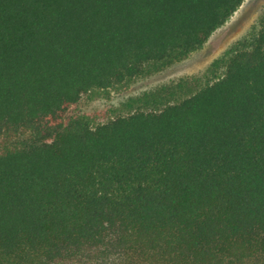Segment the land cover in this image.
Returning a JSON list of instances; mask_svg holds the SVG:
<instances>
[{
	"label": "trees",
	"instance_id": "1",
	"mask_svg": "<svg viewBox=\"0 0 264 264\" xmlns=\"http://www.w3.org/2000/svg\"><path fill=\"white\" fill-rule=\"evenodd\" d=\"M245 1L0 0V264H264V21L126 115H68Z\"/></svg>",
	"mask_w": 264,
	"mask_h": 264
},
{
	"label": "rangeland",
	"instance_id": "2",
	"mask_svg": "<svg viewBox=\"0 0 264 264\" xmlns=\"http://www.w3.org/2000/svg\"><path fill=\"white\" fill-rule=\"evenodd\" d=\"M264 21V0H246L230 21L217 30L203 48L187 59L174 63L163 71L131 82L128 88L97 91L83 95L69 110L68 115H84L95 124L126 115L125 103L159 86L185 77L202 76L211 64L219 59L238 40L260 29Z\"/></svg>",
	"mask_w": 264,
	"mask_h": 264
}]
</instances>
